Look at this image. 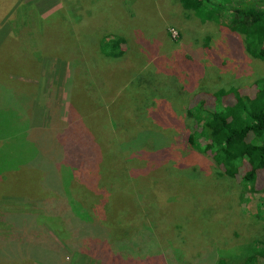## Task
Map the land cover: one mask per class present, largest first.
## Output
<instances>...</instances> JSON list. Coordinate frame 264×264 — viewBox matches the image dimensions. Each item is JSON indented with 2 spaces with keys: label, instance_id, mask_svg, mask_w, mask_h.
<instances>
[{
  "label": "rangeland",
  "instance_id": "374dc122",
  "mask_svg": "<svg viewBox=\"0 0 264 264\" xmlns=\"http://www.w3.org/2000/svg\"><path fill=\"white\" fill-rule=\"evenodd\" d=\"M3 6L0 250L14 243L29 264H236L264 241L240 181L185 143L188 108L264 79L244 36L179 0ZM64 24L74 44H59ZM107 34L126 39L122 58L101 53ZM263 189L264 170L247 197Z\"/></svg>",
  "mask_w": 264,
  "mask_h": 264
},
{
  "label": "trees",
  "instance_id": "16d2710c",
  "mask_svg": "<svg viewBox=\"0 0 264 264\" xmlns=\"http://www.w3.org/2000/svg\"><path fill=\"white\" fill-rule=\"evenodd\" d=\"M179 3L201 22L215 23L244 36L248 53L253 58L264 61V0H179ZM4 9L3 6V10H0V19ZM52 15L45 21H49ZM55 21H59V17ZM49 26L50 31H55V25L52 24L45 25L44 30ZM67 28V24H64L65 33H57L62 38L63 42L59 43L61 45L74 44ZM72 28L75 31V25ZM21 40L25 41L20 35L12 38L13 43ZM125 44V38L107 34L100 42V50L105 57L120 59L125 54ZM1 50L4 51L3 47ZM203 75L204 67L199 78ZM185 77L190 78L189 75ZM201 80L198 79V82ZM212 98V101H201L188 108L187 122L193 123V127L186 135L185 143L222 169V177L239 180L243 189V207L248 205L253 211L254 203L257 210L252 214L256 212V216L264 219V189L261 198L252 200L247 197V193H259V174L264 170V79L255 83L250 94L236 88L221 89L213 93ZM110 127L109 125L107 130L101 132L110 133ZM155 145L156 149H161V146ZM10 147L15 152H23L21 146L19 150L15 149L14 144ZM28 153L30 152L27 151L26 154ZM120 169L122 168L119 166L118 170ZM122 171H126V168L123 167ZM92 236L98 237V233ZM13 245L15 244L8 243L0 250V264H29L27 259L22 260L26 253L14 252V248L12 250L9 247ZM252 246L251 254L236 264H264V241H257ZM219 264L232 263L220 260Z\"/></svg>",
  "mask_w": 264,
  "mask_h": 264
}]
</instances>
